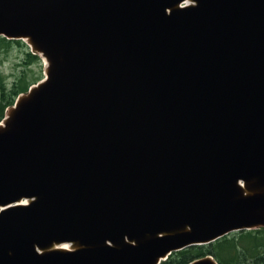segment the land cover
<instances>
[{
	"label": "water",
	"instance_id": "obj_1",
	"mask_svg": "<svg viewBox=\"0 0 264 264\" xmlns=\"http://www.w3.org/2000/svg\"><path fill=\"white\" fill-rule=\"evenodd\" d=\"M0 36L45 58L0 121V264L264 228V0H0Z\"/></svg>",
	"mask_w": 264,
	"mask_h": 264
},
{
	"label": "trees",
	"instance_id": "obj_2",
	"mask_svg": "<svg viewBox=\"0 0 264 264\" xmlns=\"http://www.w3.org/2000/svg\"><path fill=\"white\" fill-rule=\"evenodd\" d=\"M14 45L24 48V65L40 62V57L31 53L22 40L6 39L0 36V53ZM25 72L22 71L20 77L16 78L9 87L0 76V120L6 108L14 103L16 97L26 92L29 86L39 79V76L28 79ZM205 255H211L218 264H264V228L236 231L209 244L184 248L171 253L160 264H187Z\"/></svg>",
	"mask_w": 264,
	"mask_h": 264
},
{
	"label": "rangeland",
	"instance_id": "obj_3",
	"mask_svg": "<svg viewBox=\"0 0 264 264\" xmlns=\"http://www.w3.org/2000/svg\"><path fill=\"white\" fill-rule=\"evenodd\" d=\"M24 52L25 50L23 47L20 48L19 46L14 45L9 50L0 53V76L4 78L7 87H9L16 78L20 77L22 71H26L25 73L27 74L28 79L39 76V79L36 82L41 80L44 76L43 60L40 58L39 63L33 62L29 65H24ZM29 81L34 82L33 80Z\"/></svg>",
	"mask_w": 264,
	"mask_h": 264
},
{
	"label": "bare ground",
	"instance_id": "obj_4",
	"mask_svg": "<svg viewBox=\"0 0 264 264\" xmlns=\"http://www.w3.org/2000/svg\"><path fill=\"white\" fill-rule=\"evenodd\" d=\"M42 60L45 62V58L43 57ZM45 66H46V63H45Z\"/></svg>",
	"mask_w": 264,
	"mask_h": 264
}]
</instances>
